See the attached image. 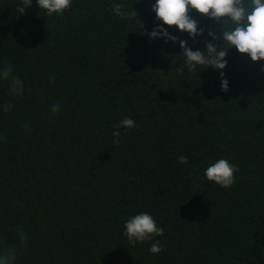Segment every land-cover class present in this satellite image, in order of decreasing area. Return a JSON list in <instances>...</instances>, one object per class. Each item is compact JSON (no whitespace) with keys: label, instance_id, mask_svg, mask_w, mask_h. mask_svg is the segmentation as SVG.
I'll list each match as a JSON object with an SVG mask.
<instances>
[{"label":"trees","instance_id":"trees-1","mask_svg":"<svg viewBox=\"0 0 264 264\" xmlns=\"http://www.w3.org/2000/svg\"><path fill=\"white\" fill-rule=\"evenodd\" d=\"M155 3L72 0L49 17L36 0L24 15L22 0H0V64L25 85L14 98L0 83V241L16 264H264V61L229 49L228 91L221 70L179 72V43L148 33L162 25L204 51L223 46L208 35L222 22L190 9L193 40ZM219 159L239 168L227 189L204 175ZM142 212L164 229L159 254L124 235Z\"/></svg>","mask_w":264,"mask_h":264},{"label":"clouds","instance_id":"clouds-1","mask_svg":"<svg viewBox=\"0 0 264 264\" xmlns=\"http://www.w3.org/2000/svg\"><path fill=\"white\" fill-rule=\"evenodd\" d=\"M36 3L51 17L63 15L66 10L70 9L72 0H36ZM32 4L33 0H22L23 6L18 7L17 11L20 15H24ZM111 8L114 15L121 20L137 19L135 9L127 11L123 3H113ZM190 9L218 23L222 22V27L218 32L209 31L208 35L214 41L222 39L224 43L223 46L218 47L206 41L204 51H193L187 41H178L176 36L170 35L167 28L162 25L157 26L151 33H148L151 39L159 38L166 42H178L182 49L185 64L178 69L179 72L182 73L185 67L189 72H196L198 67L221 70L222 90L228 91L229 84L223 78V69L227 67L226 57L229 49L235 47L239 53L249 55L253 62L264 61V0H247V5L245 0H156L152 11L156 13L157 20L162 21L163 25L178 28L180 32L188 33L195 40L196 37L203 35V29H199L197 21L190 17ZM0 83L7 86L9 96L23 97L24 82L16 73L14 66L7 61L0 64ZM4 110H10V105H4ZM51 111L53 114L59 113L60 105L53 104ZM120 126L133 128L135 122L125 118L120 122ZM26 130H29L27 126ZM113 136L115 137L113 143L119 145L120 132L114 131ZM187 162L186 156L179 157V163L186 164ZM237 172H239L238 167L226 159H219L206 169L204 175L210 182L227 189L234 185ZM124 228V235L133 247L137 242L152 241L155 237L164 234V229L159 227L152 215L147 212L130 217L124 224ZM18 236L20 243L26 246L27 238L23 231H19ZM162 250L159 240H155L149 249L153 254H159ZM16 261V247L0 241V264H16Z\"/></svg>","mask_w":264,"mask_h":264}]
</instances>
